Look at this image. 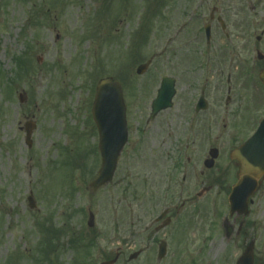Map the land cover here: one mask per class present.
<instances>
[{
    "label": "rangeland",
    "instance_id": "obj_1",
    "mask_svg": "<svg viewBox=\"0 0 264 264\" xmlns=\"http://www.w3.org/2000/svg\"><path fill=\"white\" fill-rule=\"evenodd\" d=\"M212 8L223 10L226 25H238L235 42L224 41L225 49L241 60H256L254 48L264 57V36L256 42L264 30V0H0V264H99L113 258L118 247L110 239L111 217L150 220L161 209V193L171 188L158 186L182 184L184 175L188 187H175L177 198L180 192L193 197L199 191L203 150L190 148L181 156L174 149L190 135L191 88L199 89L202 81L195 61L203 51L195 40L201 25L191 21L189 10L201 9L197 14L208 19ZM148 60V71L137 76L136 68ZM163 77L176 80L173 108L146 129L143 150L133 155ZM105 78L123 87L130 147L112 183L94 193L88 186L100 155L91 108L95 88ZM258 97L259 117L264 103ZM205 114L211 119L216 112L210 108ZM28 121L36 125L30 148ZM222 132L225 148L244 134ZM209 135L211 143L217 127L210 126ZM187 157L191 164L175 170L174 164H186ZM30 195L34 209L28 207ZM88 212L95 217L93 228L87 227ZM146 237L134 238L137 248L149 244ZM190 251L187 258L200 257ZM147 256L133 264L145 263ZM162 264L172 263L168 258Z\"/></svg>",
    "mask_w": 264,
    "mask_h": 264
},
{
    "label": "flooded vegetation",
    "instance_id": "obj_2",
    "mask_svg": "<svg viewBox=\"0 0 264 264\" xmlns=\"http://www.w3.org/2000/svg\"><path fill=\"white\" fill-rule=\"evenodd\" d=\"M200 10L197 9V12ZM222 11V9L212 8L208 19L204 14L199 17V20L205 22L204 26L210 24V41L206 39L204 30L199 29L195 40L201 44L204 42V50L195 61L198 63L197 72L202 75V81L199 90L196 88L198 85L195 89L191 88V93L194 95L190 99L186 120L190 135H185L184 140L177 142L174 149L175 153H181V156L186 155L190 148L202 149L205 155L203 165L208 153L216 150L214 164L212 168H204L200 172L203 181L199 191L195 192L193 197L188 195V192L186 195L184 191V194L180 192L177 198L175 193V187H188L184 184L187 175H184L182 184L169 182L158 186L171 188L161 193L158 200L159 206L163 203L165 206L150 220L111 217L110 239L117 240L118 247L114 251L113 258L106 261L115 259V264H133L137 259L148 254L153 258L147 256L144 261L146 264H152L154 259L157 264H162L168 258L172 264H264V175L256 179L254 190L250 187L245 188L243 195H246V199L239 195L233 208L229 202L234 186L242 180L239 162L231 159V152L239 148L256 131L261 118L264 117L263 115L258 119L256 113L257 95L258 99L264 103L262 88H257L256 83L258 74L264 72V64L263 60L248 61L249 57H242L241 60L240 55L236 56L233 49H225L224 41L231 44L235 42L234 33L238 25L237 27L228 26L234 29L232 33L226 32L227 26L218 23L224 17ZM193 20L198 19L192 18L191 21ZM263 36L264 30L261 31L258 42ZM225 52L228 55L222 54ZM253 52L257 53L258 49L254 48ZM229 63L230 68L227 66ZM238 68L241 71L236 76L234 71ZM189 71L190 75L193 74L194 68L192 67ZM215 74L218 78L214 80ZM243 79L248 82L246 87L243 82L240 85L238 83V80ZM257 91L259 93L256 94ZM202 94L208 109L197 111V101ZM210 108L216 112L211 119L205 114ZM167 111L161 112L156 118L150 120L149 107L148 117L138 132L139 136L135 145L131 147L133 155L142 152L145 136L148 135L146 129L151 124H155L156 119ZM128 118L129 114L126 111L128 142L122 154L130 147L131 129ZM210 126L217 127V135L213 137L211 143ZM220 126L221 130L218 129ZM251 126L248 136L242 135L236 142L230 141L225 148V136L222 131L234 129L237 132H244L245 128ZM189 164L191 159L187 157L186 164L176 163L174 167L175 170L186 169L185 166ZM166 181H168L167 178ZM146 187L149 186L146 185ZM144 235L149 239V244L137 248L134 238H143ZM123 239L127 241L122 243L120 240ZM190 248L200 257L187 258L191 252ZM161 253L164 256L159 258Z\"/></svg>",
    "mask_w": 264,
    "mask_h": 264
},
{
    "label": "water",
    "instance_id": "obj_3",
    "mask_svg": "<svg viewBox=\"0 0 264 264\" xmlns=\"http://www.w3.org/2000/svg\"><path fill=\"white\" fill-rule=\"evenodd\" d=\"M148 65H142L137 69L140 75L146 71ZM264 85V74L261 76ZM175 94L174 81L165 78L162 80L157 99L152 104V118L160 111L171 107V100ZM19 101H24L19 96ZM92 117L99 133V150L101 155V168L97 178L90 183L93 191L112 181L117 158L126 142L125 107L122 98V90L117 82L101 80L96 88L93 103ZM26 143L30 146V137L34 125H25ZM232 159L241 163L243 174H248L256 179L264 173V121L260 132L251 141L247 142L239 150L232 154ZM211 165H209L210 167ZM29 207H34L32 197L28 198ZM88 226H93V215L89 214ZM108 264V263H103Z\"/></svg>",
    "mask_w": 264,
    "mask_h": 264
},
{
    "label": "trees",
    "instance_id": "obj_4",
    "mask_svg": "<svg viewBox=\"0 0 264 264\" xmlns=\"http://www.w3.org/2000/svg\"><path fill=\"white\" fill-rule=\"evenodd\" d=\"M16 63L18 67H21L23 65V62H20V63L16 62Z\"/></svg>",
    "mask_w": 264,
    "mask_h": 264
}]
</instances>
